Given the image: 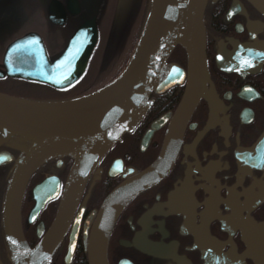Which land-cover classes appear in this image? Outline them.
<instances>
[{"label":"flooded vegetation","instance_id":"af4514ba","mask_svg":"<svg viewBox=\"0 0 264 264\" xmlns=\"http://www.w3.org/2000/svg\"><path fill=\"white\" fill-rule=\"evenodd\" d=\"M203 23L216 100H198L169 171L133 196L117 216L106 244L108 264H263L251 252L246 233L264 222V16L247 0H207ZM171 67L186 69L183 51L170 55L159 79ZM184 84L152 93L134 128L99 160L46 264H88L85 236L102 200L123 180V170L139 171L156 159ZM161 117L164 122L141 149L144 134ZM30 146L0 131V154L12 157L0 164V264H14L3 202L14 165ZM73 160L55 153L27 182L20 216L30 247L55 218ZM111 166L112 173L120 171L110 175ZM50 177V194H57L30 215L33 187ZM72 233L75 246L66 263ZM258 248L264 250V240Z\"/></svg>","mask_w":264,"mask_h":264},{"label":"water","instance_id":"95a60500","mask_svg":"<svg viewBox=\"0 0 264 264\" xmlns=\"http://www.w3.org/2000/svg\"><path fill=\"white\" fill-rule=\"evenodd\" d=\"M247 1L264 16V0ZM206 3L207 0H151L145 29L130 61L114 81L96 92L56 103L32 101L0 92V131L31 144L14 165L3 202V222L14 264H46L97 162L133 128L153 92H162L185 80L157 158L139 172L130 169L122 173L123 180L103 199L85 236L88 264H107V238L117 216L133 196L169 171L198 100L203 98L209 103L216 100L206 65L203 23ZM80 11L78 0H66L65 5L50 0L48 4V18L55 25H62L67 13L77 15ZM96 41V15L79 24L64 49L52 60L48 59L40 36L27 33L5 49L0 78L8 76L46 83L53 88L67 87L85 71ZM176 46L186 54V70L172 67L159 79L162 67ZM164 120L161 118L152 123L142 138V147ZM59 152L71 155L74 162L66 177L55 218L31 248L21 228L20 205L24 188L35 168ZM4 157L7 159H2ZM11 158L9 154L1 153L0 164ZM45 190L46 181L33 189L31 215H35L50 198L42 197ZM252 229L246 233L251 240L250 250L264 264V250L258 248L264 240V222ZM74 246L75 234L72 233L66 263Z\"/></svg>","mask_w":264,"mask_h":264},{"label":"rangeland","instance_id":"374dc122","mask_svg":"<svg viewBox=\"0 0 264 264\" xmlns=\"http://www.w3.org/2000/svg\"><path fill=\"white\" fill-rule=\"evenodd\" d=\"M48 1L0 0V55L14 38L34 31L41 36L48 58L53 59L82 18L94 13L98 39L85 72L79 80L61 90L42 83L6 78L0 82L4 93L27 100H54L84 92L116 77L137 40L144 0H135L132 7V0H79L82 13L68 17L60 27L47 20Z\"/></svg>","mask_w":264,"mask_h":264},{"label":"trees","instance_id":"16d2710c","mask_svg":"<svg viewBox=\"0 0 264 264\" xmlns=\"http://www.w3.org/2000/svg\"><path fill=\"white\" fill-rule=\"evenodd\" d=\"M148 9H149V0H146V2L143 4V8H142L141 25H139V27H138L140 29V31L138 32L137 38L140 36L141 31L143 29V26L145 25L146 17H147V14H148ZM177 48L180 50V47H177ZM105 83H102V84L92 88L93 90H89L87 93L94 92L95 90L98 89V87L103 86Z\"/></svg>","mask_w":264,"mask_h":264},{"label":"snow or ice","instance_id":"6c2138e0","mask_svg":"<svg viewBox=\"0 0 264 264\" xmlns=\"http://www.w3.org/2000/svg\"><path fill=\"white\" fill-rule=\"evenodd\" d=\"M242 63L247 64L248 62L247 61H243ZM174 71L179 72V69H174ZM2 159H7V157H4ZM13 243H15V242L13 241Z\"/></svg>","mask_w":264,"mask_h":264},{"label":"bare ground","instance_id":"6f19581e","mask_svg":"<svg viewBox=\"0 0 264 264\" xmlns=\"http://www.w3.org/2000/svg\"><path fill=\"white\" fill-rule=\"evenodd\" d=\"M132 1H133V2H132V3H131V5H130L131 7L133 6V4H134L135 0H132ZM131 7H130V8H131Z\"/></svg>","mask_w":264,"mask_h":264}]
</instances>
